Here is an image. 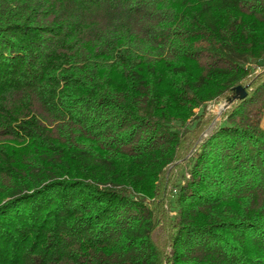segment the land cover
<instances>
[{"label":"trees","instance_id":"obj_1","mask_svg":"<svg viewBox=\"0 0 264 264\" xmlns=\"http://www.w3.org/2000/svg\"><path fill=\"white\" fill-rule=\"evenodd\" d=\"M248 64L264 0H0V264H264ZM239 86L170 201L190 125Z\"/></svg>","mask_w":264,"mask_h":264},{"label":"rangeland","instance_id":"obj_2","mask_svg":"<svg viewBox=\"0 0 264 264\" xmlns=\"http://www.w3.org/2000/svg\"><path fill=\"white\" fill-rule=\"evenodd\" d=\"M258 76L259 75H254L251 79L255 80ZM239 95L234 91L232 95L226 98L209 103L202 110V118L200 121H196L190 125V133L187 136L186 144L181 151L179 159L167 169L164 175L167 182L169 197L172 194L176 195L178 185L183 184L186 175H189L191 160L196 153L197 146L222 123L226 111H228L235 98L239 97ZM196 112L198 113L199 111L196 110ZM172 200L173 198L170 197V201ZM169 215L173 217L174 212L169 210ZM155 240L160 246H165L167 244L168 230L166 226H161L156 231Z\"/></svg>","mask_w":264,"mask_h":264},{"label":"built area","instance_id":"obj_3","mask_svg":"<svg viewBox=\"0 0 264 264\" xmlns=\"http://www.w3.org/2000/svg\"><path fill=\"white\" fill-rule=\"evenodd\" d=\"M247 69L251 68L252 69V74L250 75V77L254 76V75H261L264 73V67H256L253 66L251 64H248L246 66ZM188 177V174L186 175Z\"/></svg>","mask_w":264,"mask_h":264},{"label":"water","instance_id":"obj_4","mask_svg":"<svg viewBox=\"0 0 264 264\" xmlns=\"http://www.w3.org/2000/svg\"><path fill=\"white\" fill-rule=\"evenodd\" d=\"M235 91L238 93L239 97H236L235 100H239V99H243L244 97H246L247 92H246V88L243 86H239L235 89ZM234 100V101H235ZM233 101V102H234Z\"/></svg>","mask_w":264,"mask_h":264}]
</instances>
